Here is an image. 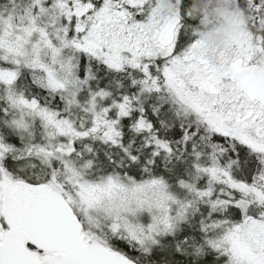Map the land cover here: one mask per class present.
Masks as SVG:
<instances>
[{
    "label": "snow or ice",
    "instance_id": "1",
    "mask_svg": "<svg viewBox=\"0 0 264 264\" xmlns=\"http://www.w3.org/2000/svg\"><path fill=\"white\" fill-rule=\"evenodd\" d=\"M0 264H264V0H0Z\"/></svg>",
    "mask_w": 264,
    "mask_h": 264
}]
</instances>
